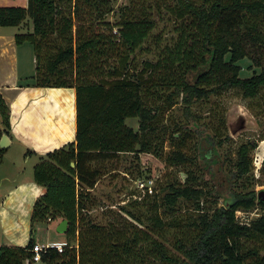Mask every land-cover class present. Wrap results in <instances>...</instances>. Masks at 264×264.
Wrapping results in <instances>:
<instances>
[{"label": "trees", "instance_id": "16d2710c", "mask_svg": "<svg viewBox=\"0 0 264 264\" xmlns=\"http://www.w3.org/2000/svg\"><path fill=\"white\" fill-rule=\"evenodd\" d=\"M128 2L114 11L115 23L106 18L114 10L110 0L0 6V26L23 27L30 20L14 41L33 48V86L73 88L76 95L75 141L38 156L33 180L46 190L33 204L30 239L24 247L1 246L0 264H32L36 227L62 219L68 224L67 243L61 252L49 248L43 253L46 264H264V201L257 200L252 158L257 142H241L236 150L225 175L235 188L226 195L212 191L201 181L206 173L215 178L214 165L218 171L222 167L217 139L226 128L218 118L217 132L211 134L192 110L229 89L249 100L264 93V0ZM147 2L156 8H147ZM162 14L174 21L175 36L156 61L139 65L135 53L149 49L144 48L149 39L154 47L161 42L153 30ZM245 60L254 72L249 77L241 75ZM179 96L182 120L166 136L165 127L159 128ZM131 117L138 119L137 130L125 123ZM10 118L0 94V139L3 132L11 135ZM165 138L172 147L168 153H163ZM5 150L0 148V162ZM142 153H153L168 166H184L185 178L172 173L145 194L144 212L133 200L136 211L127 213L138 225L96 223L90 212L98 205L97 182L117 168L105 164L122 154H134L139 162ZM219 198L225 201L221 206ZM256 208L260 215L249 222L236 217L238 210Z\"/></svg>", "mask_w": 264, "mask_h": 264}, {"label": "rangeland", "instance_id": "374dc122", "mask_svg": "<svg viewBox=\"0 0 264 264\" xmlns=\"http://www.w3.org/2000/svg\"><path fill=\"white\" fill-rule=\"evenodd\" d=\"M151 1V0H148ZM174 2V0H170ZM112 2V6L114 8L113 12H110L106 17L107 20L116 22V14L115 12H119L121 8L127 6L129 4L128 0H110ZM146 3V7L149 9L156 8L155 6L151 7ZM145 7V8H146ZM161 13H164L162 11ZM165 14V13H164ZM162 14V15H164ZM167 15L161 20H158L156 23V27L153 30L155 34H159L161 38L160 42L156 44L159 48V52L155 55L154 50L156 51V45L154 47L152 39H149L147 43L144 45V48L149 47L147 50H138L135 54L138 56L141 61H146L147 59H151L156 61L161 52V49L165 48L167 43H170L174 38L173 26L174 21H170L167 19ZM23 28V31H27L26 28H29V24L31 26L30 20L26 19ZM26 27V28H25ZM13 29V28H10ZM12 31V30H11ZM33 48L29 43L22 44L20 47V51L18 54V60L20 61V66L24 73H28L25 77H21L22 82H31L33 78H31V74L34 73V59H33ZM251 64L250 61L245 60L241 62V75L242 77H249L252 75L253 69H249L248 65ZM257 68L256 71H258ZM178 101L173 107L167 111L164 116V122L160 126V130L162 126L166 129V136L169 135L171 131H173V124L175 122H179L182 120V110L180 109V101L181 97H178ZM264 93H261L256 99L249 100L236 89H229L224 91L221 95H212L210 100H205L204 102H197L192 106V110L196 113H199L202 116L203 124H207L209 132L213 134L216 131L215 126L217 125L218 118H222L224 121V127L226 130L222 138H218L221 140V147L218 148L219 152V160L218 164H221L220 171H218V166L214 165V172H218L215 175V178L210 177L208 173L203 176L201 181L202 184L206 185L208 189L212 190L218 188L221 193L228 194L235 187L231 188L226 182L225 175L229 174L230 169L232 168V161L235 158V153L239 144L241 142H245L249 139H254L257 142V148L252 152L253 162L257 163V166H260L258 169V174L254 169V176L257 178V183L254 186L255 191L258 193L262 189H264ZM66 104V102H64ZM126 125L128 127H132L133 129H138V119L131 117L126 120ZM159 130V131H160ZM218 135V134H217ZM163 153H168V151L172 148L170 141L165 138V142L163 143ZM24 152L22 148L17 146H12L10 149L5 150L3 153L2 161L0 162V182L4 175L12 176L15 173V168L11 165L12 162H15L16 165H19L21 169L26 170V172L31 175L33 173V166L38 162V158L31 157L24 161L22 159ZM28 157V156H27ZM106 167L108 169H114L113 172L101 177L97 182L96 189L94 191L95 197H97L96 207L91 209L90 217L97 223L108 224L110 222L117 224H137L134 219L132 220L127 211L133 212L136 211V205L130 206V203L135 200L140 202L142 212L146 209V203L142 202V198L145 195L142 191H140L135 185V178L138 177L145 181L147 184L151 181V185L153 188H158L162 183L169 180L170 174L176 173L177 176L183 180L186 176L185 167L181 165L172 166L166 165L164 161L157 157L153 153H142L140 155L139 162L136 161L134 154H122L118 159L113 160L112 162H107ZM263 165V169L262 168ZM24 166V168H23ZM222 168V169H221ZM255 168V165H254ZM141 173L137 175L138 171ZM137 178V179H138ZM5 185L1 186L0 189H4L6 186V181L3 182ZM227 183V184H226ZM6 193L3 194L5 196ZM8 198V196L6 197ZM210 200H214L210 198ZM2 202V198L0 197V204ZM213 203V201H212ZM211 203V204H212ZM225 203L223 198L218 199V206H221ZM7 205L12 204V200L10 203H5ZM7 207V206H3ZM184 209L185 206H182ZM9 208V207H7ZM125 208V209H124ZM145 208V209H144ZM140 209V208H139ZM185 210V209H184ZM139 212V211H138ZM145 214V213H142ZM260 215L259 208H256L252 211H236V217L243 223L244 221L249 222L253 218ZM144 216V215H143ZM2 222H4L3 215H1ZM29 217V216H28ZM24 218L23 221L28 225L25 241L30 239V233L32 225L30 224L29 219ZM3 227L0 223V236L3 233ZM57 226L54 223H42L41 225L36 227V231H34L33 238L38 243H57L66 245V235L65 233H59L56 230ZM169 241L171 237L168 236ZM24 241V242H25ZM170 242H168L169 244ZM251 245L259 246V243L252 242ZM32 264H46L45 262H33Z\"/></svg>", "mask_w": 264, "mask_h": 264}, {"label": "crops", "instance_id": "0c3cea01", "mask_svg": "<svg viewBox=\"0 0 264 264\" xmlns=\"http://www.w3.org/2000/svg\"><path fill=\"white\" fill-rule=\"evenodd\" d=\"M27 1L0 0V6L27 7ZM23 30L22 26H0V94L5 98L11 115L10 143L5 149L8 150L12 146L22 148L24 152L22 159L25 161L32 156L38 158L41 154L75 141L76 95L73 88L35 87L33 79L31 82H22L21 77H25L28 73H24L20 66L18 54L22 45L16 44L14 36ZM34 73L30 75L31 78ZM0 128H2L1 119ZM27 150L35 152V155L28 154ZM11 165L16 170L14 175H4L0 182V188L5 185L4 181L7 182L5 188L0 189L2 198L0 218L1 215L4 218V222L0 219V223L4 225L0 236V247L6 245L24 247L27 244L25 234L28 225L23 219L29 216L30 221L33 204L46 189L34 182L33 173L29 175L15 162ZM10 200L12 204H5L10 203ZM59 222L50 223L58 226ZM34 241L37 242L35 239Z\"/></svg>", "mask_w": 264, "mask_h": 264}, {"label": "built area", "instance_id": "2783aa9c", "mask_svg": "<svg viewBox=\"0 0 264 264\" xmlns=\"http://www.w3.org/2000/svg\"><path fill=\"white\" fill-rule=\"evenodd\" d=\"M253 163L255 165L254 169L256 173L258 174V171H259L258 169L260 168V166H257V163H255V161ZM134 182H135L136 187L143 193L151 195L154 192V188H153V185H151V181H149V183L147 184L145 181L138 178ZM244 222H247V221H244ZM63 246L64 245L57 244V243H42L41 244V243L35 242L32 248V256L30 258V261L41 262V257L43 253H45L49 248H56L58 252H61L63 250Z\"/></svg>", "mask_w": 264, "mask_h": 264}, {"label": "water", "instance_id": "95a60500", "mask_svg": "<svg viewBox=\"0 0 264 264\" xmlns=\"http://www.w3.org/2000/svg\"><path fill=\"white\" fill-rule=\"evenodd\" d=\"M2 137L0 139V148H6L9 143H10V138L8 134H5L4 132L2 133ZM257 200L258 201H264V189H262L261 191H259L257 193ZM68 224H67V220L62 219L60 220V222L58 223V226L56 228L57 232H61V233H65V231L67 230Z\"/></svg>", "mask_w": 264, "mask_h": 264}]
</instances>
